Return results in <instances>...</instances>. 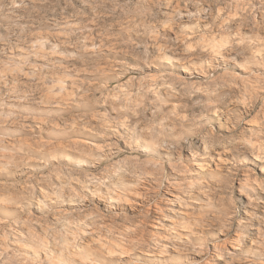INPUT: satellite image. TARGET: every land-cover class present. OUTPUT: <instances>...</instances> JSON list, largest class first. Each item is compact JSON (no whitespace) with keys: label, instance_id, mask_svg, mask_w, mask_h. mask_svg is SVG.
Returning <instances> with one entry per match:
<instances>
[{"label":"clouds","instance_id":"clouds-1","mask_svg":"<svg viewBox=\"0 0 264 264\" xmlns=\"http://www.w3.org/2000/svg\"><path fill=\"white\" fill-rule=\"evenodd\" d=\"M0 264H264V0H0Z\"/></svg>","mask_w":264,"mask_h":264}]
</instances>
